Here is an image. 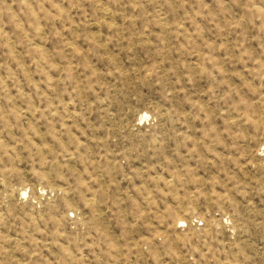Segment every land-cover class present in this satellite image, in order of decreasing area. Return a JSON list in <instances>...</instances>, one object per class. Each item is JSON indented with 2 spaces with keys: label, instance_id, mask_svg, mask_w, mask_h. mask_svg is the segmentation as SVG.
I'll list each match as a JSON object with an SVG mask.
<instances>
[{
  "label": "rangeland",
  "instance_id": "obj_1",
  "mask_svg": "<svg viewBox=\"0 0 264 264\" xmlns=\"http://www.w3.org/2000/svg\"><path fill=\"white\" fill-rule=\"evenodd\" d=\"M0 264H264V0H0Z\"/></svg>",
  "mask_w": 264,
  "mask_h": 264
}]
</instances>
